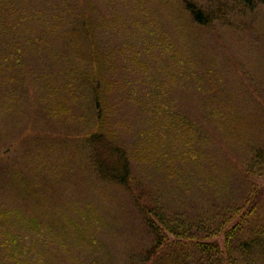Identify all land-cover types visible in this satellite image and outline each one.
Masks as SVG:
<instances>
[{
	"label": "rangeland",
	"instance_id": "374dc122",
	"mask_svg": "<svg viewBox=\"0 0 264 264\" xmlns=\"http://www.w3.org/2000/svg\"><path fill=\"white\" fill-rule=\"evenodd\" d=\"M70 1L93 25L92 35H76L70 72L59 53L43 51L49 63L28 61L41 76L24 81V111L0 108V210L18 206L36 217L39 237L13 220L0 219V233L6 226L29 246L39 238L34 264H127L153 244L151 210L190 224L194 240L218 243L211 255L189 243L191 264H240L224 232L239 212L241 227L264 224V3ZM189 3L210 20L195 21ZM94 131L100 138L89 140ZM120 152L125 184L96 174L93 157L116 171ZM8 239L0 234V245ZM178 240L168 234L157 255ZM0 250V264H26Z\"/></svg>",
	"mask_w": 264,
	"mask_h": 264
},
{
	"label": "trees",
	"instance_id": "16d2710c",
	"mask_svg": "<svg viewBox=\"0 0 264 264\" xmlns=\"http://www.w3.org/2000/svg\"><path fill=\"white\" fill-rule=\"evenodd\" d=\"M240 1L249 3L250 0ZM259 1L264 3V0ZM82 5L77 2L72 3L70 0H0V101L1 97L7 98V106H3V108L0 106L1 109L8 110L10 107V111L17 116L24 111V105L22 104L26 100L24 96V81L26 87L27 79L40 78L41 76L40 73L34 75L32 73L34 71H30L29 68L32 66L28 61L33 60L43 64L49 63L48 60L44 59L43 51L47 52L46 56L48 59L53 55L52 53L49 54L52 50L59 53L61 62L67 63V65L64 64V69H67L64 74L68 75L70 72L69 67L74 63L71 59H75V51L79 45V43L77 44L76 35L78 33H83L86 36L87 34L92 35V20L87 15V9L85 10ZM187 9L198 23H206L210 20L209 16L193 3H189ZM59 38L62 40H58ZM59 42L64 44L63 46L69 51L65 49L57 52L56 49L58 48L56 45ZM72 48H76L73 53L71 52ZM54 58L56 59L57 56H54ZM93 61L91 60V63ZM91 72L94 73V68ZM53 74L54 72L50 68L47 74L48 77L53 78ZM30 91L34 92L32 88ZM49 96H52V92H49ZM95 98L98 103L96 107L99 111L95 118L99 119L102 118L101 109L98 108L99 100H101L99 92L98 94L96 93ZM56 105L58 107L62 106L61 103ZM99 126L98 122L97 130L101 131ZM99 131L92 132L88 139H99L101 135ZM21 134L24 135L23 132ZM120 153L119 168L116 171L110 169L103 158L93 157L92 165H94L96 174L115 184H125L129 179V164L124 153ZM246 202L248 203L249 201L246 200ZM17 208L18 206L0 210V219L8 222L13 220L14 223L20 226L21 230L26 229L39 237L38 219L36 217H27L21 209ZM149 211L152 215L150 214L148 217V226L155 237L153 244L144 254L139 255L137 259L134 257L129 258L127 264H191L187 258V246L190 245H194L206 255L221 252L216 241L200 242V240H194L196 233L190 224H175L176 221L171 223L169 219L166 220L165 215ZM248 211H251V208ZM239 214L240 222H235L232 227L224 232V247L229 250L231 247L232 253L237 252L242 262L240 264H264V224L259 223L255 227V221L248 226L241 227V218H244L243 215L245 213L239 212ZM81 223L76 221L74 230L76 237L83 241L86 239V228ZM251 227L255 228L252 230ZM1 230V235L9 237L8 245L5 243L2 244L6 246L0 245L5 254L10 255H5V257L8 258L9 256L19 260L21 256H24L26 264H34L37 261L39 256L37 246L39 238H36L31 246L25 243L23 245L20 243L19 237L12 235L9 230L7 231L6 226H3ZM236 233H240V235ZM168 234L183 240H178L176 249L168 252L167 255H157L165 245ZM50 244H52L51 239ZM206 262L207 264H215L212 261ZM219 262L218 260L217 264ZM232 263L233 261L230 260L226 264Z\"/></svg>",
	"mask_w": 264,
	"mask_h": 264
}]
</instances>
